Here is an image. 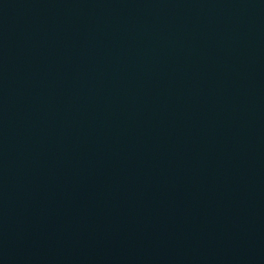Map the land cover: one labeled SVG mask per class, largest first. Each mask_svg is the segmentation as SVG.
Instances as JSON below:
<instances>
[{"label": "water", "instance_id": "95a60500", "mask_svg": "<svg viewBox=\"0 0 264 264\" xmlns=\"http://www.w3.org/2000/svg\"><path fill=\"white\" fill-rule=\"evenodd\" d=\"M0 264H264V0H0Z\"/></svg>", "mask_w": 264, "mask_h": 264}]
</instances>
